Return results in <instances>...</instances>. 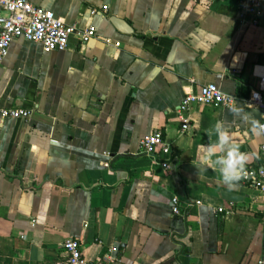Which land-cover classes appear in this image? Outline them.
I'll return each instance as SVG.
<instances>
[{"label": "crops", "instance_id": "0c3cea01", "mask_svg": "<svg viewBox=\"0 0 264 264\" xmlns=\"http://www.w3.org/2000/svg\"><path fill=\"white\" fill-rule=\"evenodd\" d=\"M31 1L97 33L63 51L19 38L0 65V108L31 110L0 115V264H68L67 238L92 260L117 245L110 264H258L264 193L242 179L229 191L219 166L199 161L218 144L219 124L254 153L246 169L264 166L252 131L262 111L251 102L264 16L243 22L239 0ZM207 83L236 107L194 104L183 131L176 108ZM156 130L171 154L141 151Z\"/></svg>", "mask_w": 264, "mask_h": 264}, {"label": "built area", "instance_id": "2783aa9c", "mask_svg": "<svg viewBox=\"0 0 264 264\" xmlns=\"http://www.w3.org/2000/svg\"><path fill=\"white\" fill-rule=\"evenodd\" d=\"M239 16L242 21H249L253 25L260 24L264 16V0H239ZM107 9V5L103 7ZM97 33L94 24L80 26L69 24L57 16L52 10L34 4L31 0H0V65L8 55L11 43L19 38L41 43L46 51H63L69 46L72 38H77L85 45ZM260 76V87L253 91L251 102L259 106L262 111L264 125V73ZM236 97L224 92L216 83H207L199 89L187 93L176 108L177 118L181 120L182 130L190 128V109L194 104H211L229 109L236 107ZM2 118L28 119L31 110L20 107L0 108ZM264 154V132H261ZM141 151L146 155H153L157 151L171 154V146L164 140L163 133L156 130L145 135L140 140ZM171 163L164 162L167 168ZM247 175L242 180L251 187L264 193V166L246 169ZM178 197L172 198L173 212L179 213ZM264 219V217H263ZM68 256V264H110L119 260L118 246L114 245L99 259L87 258L81 248L80 241L67 238L62 244ZM258 264H264V246Z\"/></svg>", "mask_w": 264, "mask_h": 264}, {"label": "clouds", "instance_id": "9594fccd", "mask_svg": "<svg viewBox=\"0 0 264 264\" xmlns=\"http://www.w3.org/2000/svg\"><path fill=\"white\" fill-rule=\"evenodd\" d=\"M215 129L218 134V144L208 146L204 158L199 162L202 166L209 164L213 167L219 166L222 183L229 191H233L238 187L239 181L246 177V165L254 153L241 152L239 145L231 143L228 132L223 130L219 124L215 126ZM252 131L258 136L264 132V125L259 124V121H254ZM218 149L224 154L217 155ZM213 156L216 157L214 161Z\"/></svg>", "mask_w": 264, "mask_h": 264}, {"label": "water", "instance_id": "95a60500", "mask_svg": "<svg viewBox=\"0 0 264 264\" xmlns=\"http://www.w3.org/2000/svg\"><path fill=\"white\" fill-rule=\"evenodd\" d=\"M111 21L114 23V25L119 28L122 31H131V27L124 19L119 18L117 16H112Z\"/></svg>", "mask_w": 264, "mask_h": 264}]
</instances>
